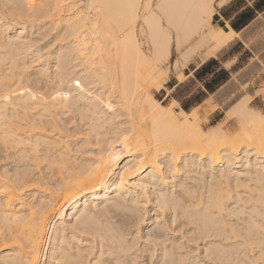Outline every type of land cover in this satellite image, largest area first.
<instances>
[{"label":"snow or ice","instance_id":"6c2138e0","mask_svg":"<svg viewBox=\"0 0 264 264\" xmlns=\"http://www.w3.org/2000/svg\"><path fill=\"white\" fill-rule=\"evenodd\" d=\"M238 7L0 0V264H264V23L230 31ZM205 52L234 75L189 99Z\"/></svg>","mask_w":264,"mask_h":264},{"label":"crops","instance_id":"0c3cea01","mask_svg":"<svg viewBox=\"0 0 264 264\" xmlns=\"http://www.w3.org/2000/svg\"><path fill=\"white\" fill-rule=\"evenodd\" d=\"M255 1H258V0H251V2L253 3H255ZM246 2H247L246 6L241 7L240 9H238L236 13H234L233 15H230L231 17L230 20L228 17H225L226 21L230 22L231 24L235 23L237 25V27L239 28L238 31L234 30L233 28L232 29L235 32L239 33V35L243 34L244 30L248 27L250 22L255 18L254 16H252V13H251V18L245 20L244 22H237L238 16L240 14H242L243 12H246L247 9H249V7L252 8V6H250L249 1H246ZM254 12L257 13L256 10ZM202 67H205L204 70H201ZM221 71H224V74L221 73ZM197 73L199 75L198 77H196ZM226 74L227 75L229 74L228 69H225L222 66L221 62L218 61L216 57L213 59H209L199 68H197L194 64H190L189 69L185 70V75L188 76L195 83L192 86V91L189 95V99L198 95L196 91V87H195L196 84H198L201 88L207 90L209 94H213L214 91L222 84V82H226L227 79H224L223 81H220V80L218 81L220 77ZM168 84H172V87H176V84H174L171 79H169L166 82L165 84L166 88ZM212 118H213V114H212Z\"/></svg>","mask_w":264,"mask_h":264},{"label":"rangeland","instance_id":"374dc122","mask_svg":"<svg viewBox=\"0 0 264 264\" xmlns=\"http://www.w3.org/2000/svg\"><path fill=\"white\" fill-rule=\"evenodd\" d=\"M246 1H249V3H250V6H252V8H250L249 7V10H252V16H254L255 18L250 22V24L248 25V27L244 30V32H243V34L242 35H245V34H248V33H250V32H256L257 30H259V29H261V27H262V23H264V22H262V20H261V17L262 16H264V4H263V6H261V8H259V9H255V3L257 2V1H255V3H253V2H251V0H236V2L239 4V7L235 10V11H233V12H231L230 13V15H233L234 13H236L237 11H238V9H240L241 7H244V6H246L247 5V2ZM257 11V13H255L254 11ZM29 25V26H28ZM31 24H29V23H27V27L29 28H31V27H33L32 28V31H31V29L29 30L28 29V32H27V34L24 36L27 40H28V38H29V40L31 41L32 40V47L30 48V49H32V51L34 50H36V49H38V48H41L42 47V44L40 43V41H41V33L44 31V28L41 26V24L40 23H36V24H32L31 26H30ZM37 25V26H36ZM37 28H36V27ZM38 26H39V28H38ZM35 27V28H34ZM31 36V37H30ZM0 39H2V37H0ZM35 43H34V42ZM34 43V44H33ZM31 52H29L28 54L29 55H31L30 54ZM37 55H39V53H37ZM197 56H199V53H197ZM218 60V59H217ZM194 61H195V59H193V60H191L190 61V64H194ZM219 61V60H218ZM45 63H47V60L45 61ZM195 65V64H194ZM196 66V65H195ZM237 71H239V69H237ZM228 75L226 74V75H224V76H222V77H220L219 79H218V81L220 80V81H223L224 79H227L226 80V82H222V84L217 88V89H220V88H222L224 85H226L227 83H228V79L232 76V75H234V73L233 72H231L229 69H228ZM216 89V90H217ZM216 90L214 91V93L216 92ZM213 93V94H214ZM211 95V94H210ZM192 99V98H191ZM195 103H196V101L195 100H193V103L192 104H190L189 106V109L191 108V107H193L194 105H195ZM215 117V114L213 113V118ZM218 122V121H217Z\"/></svg>","mask_w":264,"mask_h":264},{"label":"bare ground","instance_id":"6f19581e","mask_svg":"<svg viewBox=\"0 0 264 264\" xmlns=\"http://www.w3.org/2000/svg\"><path fill=\"white\" fill-rule=\"evenodd\" d=\"M32 25V23H29ZM36 24V23H35ZM30 25V26H31ZM29 26V25H28ZM37 26V25H36ZM35 26V27H36ZM34 27V28H35ZM30 28V27H29ZM27 26H22L20 27V31L17 33V39H16V43L20 46V48H24V49H27V48H31L32 47V40L30 41L29 38L28 40L25 38L27 32H28V29H29ZM32 28L31 27V31H32ZM37 28V27H36ZM39 28V26H38ZM29 29V30H30ZM230 31H234L232 28L229 29ZM237 35H239V33H237ZM25 36V37H24ZM31 37V36H30ZM34 42V41H33ZM35 43V42H34ZM33 43V44H34ZM34 51V50H33ZM31 54V53H30ZM215 58L214 56H211L209 55L207 52L204 53L203 56H198V59H195L194 61V64L196 65L197 68H199L200 66H202L205 62H207L209 59H213ZM47 64V63H46ZM209 123H211V119H209ZM176 159L177 161H181L183 159V149L182 148H178L177 152H176ZM245 162H249V163H255V157H248L246 161L244 160H241V158L239 156H237V159L235 161V166L237 168V170H239V166L242 164V163H245ZM198 163V162H197ZM147 171V170H146ZM141 176L144 177L145 180L148 179V176H145L144 173H141ZM117 189H115V187L113 188V191L111 193H107V195H115ZM105 194L102 193L101 195V199L103 198Z\"/></svg>","mask_w":264,"mask_h":264},{"label":"trees","instance_id":"16d2710c","mask_svg":"<svg viewBox=\"0 0 264 264\" xmlns=\"http://www.w3.org/2000/svg\"><path fill=\"white\" fill-rule=\"evenodd\" d=\"M264 4V0H258L256 3H255V9H259L261 8V6H263ZM251 13H252V10H249L247 9L246 12H243L242 14H240L238 16V19H237V22H244L245 20L251 18ZM233 25V29L238 31L239 28L237 27V25L235 23L232 24ZM205 67H202L201 70H204ZM221 73L224 74V71H221ZM198 73L196 74V77H198Z\"/></svg>","mask_w":264,"mask_h":264}]
</instances>
